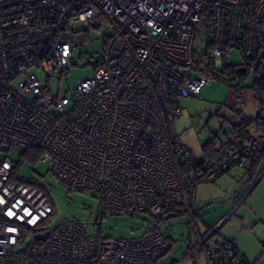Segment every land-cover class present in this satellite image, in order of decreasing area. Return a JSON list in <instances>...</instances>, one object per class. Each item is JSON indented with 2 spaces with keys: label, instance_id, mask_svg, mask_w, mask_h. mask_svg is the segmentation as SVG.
<instances>
[{
  "label": "built area",
  "instance_id": "2783aa9c",
  "mask_svg": "<svg viewBox=\"0 0 264 264\" xmlns=\"http://www.w3.org/2000/svg\"><path fill=\"white\" fill-rule=\"evenodd\" d=\"M79 22L86 26L77 42ZM76 49L97 56L93 74L70 95H53L49 80L68 73ZM232 50L242 70L258 75L264 0H0V264L162 257L170 214L181 208L193 219L196 186L245 168L252 153V139H237L198 160L175 132L179 100L228 67ZM31 152L64 186L97 195L96 235L65 217L43 228L52 204L42 187L16 176ZM136 211L153 220L139 236L100 235L106 214Z\"/></svg>",
  "mask_w": 264,
  "mask_h": 264
},
{
  "label": "rangeland",
  "instance_id": "374dc122",
  "mask_svg": "<svg viewBox=\"0 0 264 264\" xmlns=\"http://www.w3.org/2000/svg\"><path fill=\"white\" fill-rule=\"evenodd\" d=\"M85 26L84 22L75 25L76 30L80 29L77 42H80L84 33L82 29ZM81 55L80 50L76 49L73 64L68 73L51 77L48 86L53 95H70L76 88L78 80L93 74V67L90 64L95 63L97 56L91 57L86 54L82 57ZM227 61L229 66L211 75L209 83L200 93L179 100L182 116L175 121V132L179 140L194 153L198 160L204 156L202 145L214 134L224 138L225 133L230 131L232 123L237 122L238 119L245 120L253 117L256 124L264 121V109L253 90L257 75L253 69L248 70L243 78L230 72L231 68H239L242 63L237 50L230 52ZM37 73L40 80L45 82V74L39 70ZM252 130V135L256 137L258 145H261L262 138L258 137L257 133L264 134V127L259 129L254 125ZM16 176L19 179L37 183L44 189L52 204L53 213L45 221L44 229H52L59 219L65 217L67 220L80 222L91 235L97 234L96 223L97 216L100 214V201L95 193L64 186L49 172L46 162L33 163L24 160L17 168ZM152 224L150 215L144 211H136L132 214H106L101 221L100 235L133 238L139 236ZM195 224L201 231L202 225L199 220H195ZM161 230L170 238L171 246L165 255L156 260V264H169L172 261L182 262V264H205L204 257L201 258L198 251L190 257L192 246L198 241L196 228L190 216L184 212L174 213L169 218V224ZM30 238V234H26L23 237V244Z\"/></svg>",
  "mask_w": 264,
  "mask_h": 264
},
{
  "label": "crops",
  "instance_id": "0c3cea01",
  "mask_svg": "<svg viewBox=\"0 0 264 264\" xmlns=\"http://www.w3.org/2000/svg\"><path fill=\"white\" fill-rule=\"evenodd\" d=\"M239 120L234 124H239L242 119ZM254 125L259 129L264 127L252 123L239 131L231 125L224 138L217 135V146L250 137L255 140L253 155H260L264 151V134L257 133L262 138V144L258 145L256 137L252 135ZM202 159L204 156L200 160ZM248 166H232L215 182H200L196 186V211L193 219H190L196 228L198 241L192 246L191 254L202 243H206L208 251H198L201 258L204 257L205 264H210L207 253L216 257L215 251L224 243L234 246L247 264H264V157H259L251 169ZM180 209L176 208L171 216L178 214ZM195 220H199L202 225L201 231L197 229Z\"/></svg>",
  "mask_w": 264,
  "mask_h": 264
},
{
  "label": "trees",
  "instance_id": "16d2710c",
  "mask_svg": "<svg viewBox=\"0 0 264 264\" xmlns=\"http://www.w3.org/2000/svg\"><path fill=\"white\" fill-rule=\"evenodd\" d=\"M222 70H224V68ZM230 72L235 74L239 78H243L247 74V70H242L241 67H239V68H231ZM211 75H214V74H211ZM253 90H254L256 98L260 101V103L262 105V109H264V80H262V79L261 80H257V78H256L255 81H254V84H253ZM252 123H255V118L249 117V118H246L245 120H241V122L239 124L232 123V126L234 128L239 129V131H241L244 128L246 129ZM262 123H264V121L259 122L257 124H262ZM218 139H219L218 136L216 134H214L207 142H205L202 145V149H203V153H204V159H210V158H212L214 156L215 151L218 148V146H217V144L219 142ZM244 139H250V137H244ZM253 143H254V145H253L252 152L255 151V148H254L255 140H253ZM26 157H27L26 160H29V161H31L33 163L37 162L36 161L37 154H35L34 152L33 153L32 152L29 153ZM259 157H264V151H262L261 154L258 155V156L257 155H253V153H251L250 156H249V159H248V162H247L246 166L249 165L248 167H249V169H251V167H253L255 165V163L258 161ZM35 184H37V183H35ZM178 211L184 212L182 209H180ZM171 214H170V216H171ZM227 245L228 244L224 243V244H222L220 246L219 250L215 251L216 257H212L213 254L207 253V257H208V260H209L210 264H235V263L236 264L237 263L238 264H247L242 259L239 262H236L235 258L237 256V251H236L235 247L231 245L230 250H228ZM201 250L208 251L206 243H202V245H200L194 252L201 251ZM194 252L190 255V257L194 256ZM156 260H154V264H156ZM176 262L177 261H172L169 264H176Z\"/></svg>",
  "mask_w": 264,
  "mask_h": 264
},
{
  "label": "water",
  "instance_id": "95a60500",
  "mask_svg": "<svg viewBox=\"0 0 264 264\" xmlns=\"http://www.w3.org/2000/svg\"><path fill=\"white\" fill-rule=\"evenodd\" d=\"M97 25H98L97 23H94L93 24L94 27H97ZM262 76H264V65H262L261 68H260V70H259V73L257 75V80H261L262 79ZM47 236H48V231H46V232H44L42 234H38L36 236V238L38 240H45Z\"/></svg>",
  "mask_w": 264,
  "mask_h": 264
}]
</instances>
